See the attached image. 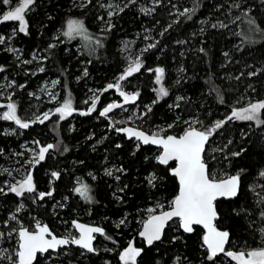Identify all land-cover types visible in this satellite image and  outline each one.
Here are the masks:
<instances>
[{
    "label": "trees",
    "instance_id": "obj_1",
    "mask_svg": "<svg viewBox=\"0 0 264 264\" xmlns=\"http://www.w3.org/2000/svg\"><path fill=\"white\" fill-rule=\"evenodd\" d=\"M21 1L0 0V17ZM30 5L26 32L16 21H0V79L14 81L9 102L17 120H36L61 106L87 109L113 83L137 93L135 105L143 115L137 127L151 132L165 125L164 133L181 135L194 120L209 136L205 161L211 178L238 174L241 186L236 197L216 203L217 225L229 233L223 254L208 250L203 228L185 233L177 221L161 242L147 246L140 236L147 209L157 203L170 207L179 183L171 172L175 163L159 162L158 148L117 131L126 124L112 117L116 110L101 114L121 99L116 90L106 91L88 115L58 111L14 133L7 129L16 123L5 113L0 240L11 261L4 264L18 257L21 227L46 223L62 235L75 219L105 228L96 241L102 249L88 252L71 244L39 255L35 264H44L50 254L55 257L49 264H264V106L259 123L234 115L237 107L264 101V0H31ZM126 40L136 43L142 67L120 86L128 64ZM157 67L165 71L166 94L159 100ZM46 80L57 82V102L32 105L30 93ZM28 141L49 145L50 151L32 167L34 195L20 197L5 186L4 169ZM131 244L142 252L137 261L122 262L121 252Z\"/></svg>",
    "mask_w": 264,
    "mask_h": 264
},
{
    "label": "water",
    "instance_id": "obj_2",
    "mask_svg": "<svg viewBox=\"0 0 264 264\" xmlns=\"http://www.w3.org/2000/svg\"><path fill=\"white\" fill-rule=\"evenodd\" d=\"M0 65V73H1ZM114 89L121 99L106 105L101 114H111L115 110L134 105L138 102L137 93L123 90L113 83L107 85L87 109L67 108L64 106L54 109L43 117L27 122H20L12 114V104L0 100V105L6 108L8 115L19 127H26L34 122H44L63 111L70 115H88L99 103L100 97L108 90ZM112 127H114L112 125ZM128 138L138 140L143 145H152L160 150L158 160L163 164L174 162L172 174L177 178L179 190L170 207L149 216L142 225L140 236L147 246L161 242L167 227L175 220L180 223L185 233L194 231L195 226L205 232V246L213 255H221L229 242V233L217 225L219 213L216 203L219 199H233L239 193L241 179L238 174L225 178H211L205 152L209 136L197 127L184 131L181 135H155L134 125H124L117 128ZM77 232L76 238L56 234L46 223H38L34 228L23 226L19 229L18 257L15 264H35L39 255L70 246L81 247L88 252H96V241L105 233L102 225L79 219L73 221Z\"/></svg>",
    "mask_w": 264,
    "mask_h": 264
},
{
    "label": "rangeland",
    "instance_id": "obj_3",
    "mask_svg": "<svg viewBox=\"0 0 264 264\" xmlns=\"http://www.w3.org/2000/svg\"><path fill=\"white\" fill-rule=\"evenodd\" d=\"M31 0H24L21 1L19 4H17L15 7L8 9L6 12H4L1 17L0 21H9L13 20L18 23L19 29L23 32H26L28 29V22L26 19V12L28 8H30ZM117 4L113 3L109 5V8H112L113 10L116 8ZM78 25V24H76ZM77 26H75L76 28ZM3 38V37H2ZM136 43L133 41H123L122 51L125 54L127 58V67L123 73L119 76V80L117 83L121 86V81L128 76L134 74L135 72L139 71L142 67V62L140 60V54L138 50L135 49ZM37 60H40L39 56H35ZM156 72V92H157V99H162L163 96L166 94V89L164 86V74L165 71L162 67H157L155 69ZM121 88H123L121 86ZM14 90V81L12 79L8 78L6 75L3 76L0 79V100L9 102L11 100V96L13 94ZM123 90H125L123 88ZM100 91V90H99ZM95 92L92 94L89 99L86 100V102H91L95 99L98 92ZM59 88L57 85V82L55 80H46L39 84L37 87V90L34 92H31V96L34 95V104L35 106H41L45 102H57L58 96H59ZM264 106V101L262 102H253L249 103L242 107H237L234 110V115L240 119L244 120H251L256 123L260 122V114L262 107ZM53 108H50L43 114L37 115V118H40L47 114L48 112L52 111ZM6 108H0V116L5 115ZM113 115V114H112ZM142 113L140 112L137 105H130L128 107H123L119 110H116V115H113V118L117 122H122L124 124L134 125L137 126V122L142 118ZM192 127H198L196 122L192 120L188 125L187 129ZM167 128V126L162 125L158 126L156 129L152 130L150 133H153L155 135H169L168 133H164V130ZM18 126L13 125L12 128L7 129L8 132H15L17 131ZM186 129V130H187ZM50 151L49 145H43L41 143H38L36 141H28L25 142L22 145V153L17 156L14 160H12L11 164L7 166L4 169V173L7 175L5 179V186L9 187L10 190L14 193H16L18 196H33L34 195V189H35V180L32 175V167L37 164L40 160L44 159L48 152ZM21 156V157H18ZM218 170V169H216ZM230 175L222 174L221 178L228 177ZM214 179H221L217 176H212ZM43 196H40V199ZM165 206L161 203L154 204L150 206L148 210V217L161 212L165 210ZM147 217V218H148ZM179 222L178 220H175ZM180 224V223H179ZM34 228V227H33ZM62 235H67L71 238H76L78 236L77 232L74 230V227L72 226L71 229H69L66 232L61 233ZM0 237H2V234L0 233ZM2 240H0V264H4V261H11V256H7V249L5 247H2ZM97 249L101 250L102 248L99 246H96ZM142 252L141 248H137L133 244H131L129 247L124 249L120 254V259L122 262H126L128 260H134L137 261L140 253ZM261 256H263L260 253ZM55 257L54 254H50L49 256H46L45 263L49 264L51 262V259ZM17 262V259L13 261L15 264Z\"/></svg>",
    "mask_w": 264,
    "mask_h": 264
}]
</instances>
